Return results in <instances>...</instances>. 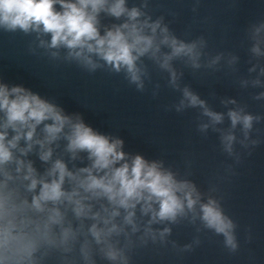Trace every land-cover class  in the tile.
<instances>
[{"label": "clouds", "instance_id": "9594fccd", "mask_svg": "<svg viewBox=\"0 0 264 264\" xmlns=\"http://www.w3.org/2000/svg\"><path fill=\"white\" fill-rule=\"evenodd\" d=\"M198 5L196 0L193 12ZM148 8L149 0L132 7L128 0H0V30L34 35L33 55L43 50L51 61L75 64L89 74H123L138 92L151 82L145 60L151 61L180 93L168 110L198 109L197 131L217 133L221 151L240 164L236 145L251 154L261 143L252 136L259 131L254 125L264 116L248 112L234 98L220 100L226 112L215 111L190 86H181L184 72L174 65L182 61L192 70L214 71L227 66L236 72L239 56L209 55L203 35L181 39L164 16L153 19ZM102 13L121 22L104 25ZM247 39L252 66L239 86L264 88V20L248 27ZM159 88L155 84L153 97ZM253 99L264 100V91ZM226 118L228 126L221 127ZM226 171L234 175V165ZM188 175L163 159L126 152L123 139L93 129L80 113L68 114L29 88L0 81V264H49L52 258L58 264H97V257L131 264V253L149 244L191 252L205 230L223 237L224 248L236 253L238 225L212 195L217 187L202 192ZM184 222L196 226L197 235L180 245L170 237L172 226Z\"/></svg>", "mask_w": 264, "mask_h": 264}, {"label": "water", "instance_id": "95a60500", "mask_svg": "<svg viewBox=\"0 0 264 264\" xmlns=\"http://www.w3.org/2000/svg\"><path fill=\"white\" fill-rule=\"evenodd\" d=\"M139 3L140 0H128L129 7ZM195 4L196 0H149L146 11L153 19L164 16L165 23L181 39L203 35L208 40L205 51L209 55L218 52L238 55V71L233 72L227 66L219 71L192 70L182 61H175L177 70L184 72L181 86H190L215 111L226 112L220 100L234 98L246 105L248 112L264 116V100L253 99L264 88L239 86L240 78H249L248 69L252 66L247 29L264 20V0H199L197 11L193 12ZM120 22L101 14L104 25ZM33 40L34 35L0 30V81L29 88L53 100L68 114L80 113L93 129L123 139L126 152L141 154L149 160L163 159L181 176L190 173L188 179L202 192L216 186L218 191L212 195L221 199L225 213L238 225L240 248L236 253L224 248L223 237L205 230L199 233L201 244L191 252H178L171 245L149 244L131 253V264H264V120L254 125L259 131L254 130L252 136L261 143L250 155L236 145L241 163L235 165L221 151L217 133L209 130L203 135L197 131L198 109L183 113L168 110V106L178 101L180 93L168 86V74L151 61L145 60L151 82H146L144 92H138L123 74L106 70L89 74L75 64L51 61L43 50H39L40 55H33L29 52ZM260 63L264 64V59ZM157 83L159 94L153 97ZM228 124L226 118L221 127ZM31 158L43 171L41 162L35 156ZM86 164V160L84 164L78 162V166ZM228 164L234 165V175L226 171ZM172 227L170 239L180 245L191 242L197 235L196 226L187 222ZM249 232L251 242L247 240ZM49 264L58 261L52 258ZM97 264L108 262L97 257Z\"/></svg>", "mask_w": 264, "mask_h": 264}]
</instances>
